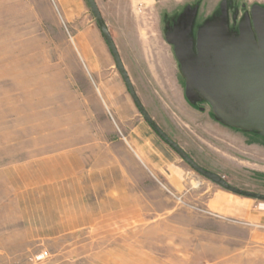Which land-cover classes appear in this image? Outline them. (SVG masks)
<instances>
[{
  "label": "rangeland",
  "instance_id": "1",
  "mask_svg": "<svg viewBox=\"0 0 264 264\" xmlns=\"http://www.w3.org/2000/svg\"><path fill=\"white\" fill-rule=\"evenodd\" d=\"M94 2L157 127L202 170L264 195V128L242 103V76L264 75V0ZM159 146L187 173L181 192L145 156L163 157ZM45 159L51 176L39 167ZM114 166L150 183L151 216L105 231L103 218L88 222L86 191L81 209L50 208L72 167L102 183ZM218 188L145 122L86 0H0V264H34L40 254V264H264L263 225L207 213ZM205 227L214 235L207 261L192 258Z\"/></svg>",
  "mask_w": 264,
  "mask_h": 264
},
{
  "label": "crops",
  "instance_id": "2",
  "mask_svg": "<svg viewBox=\"0 0 264 264\" xmlns=\"http://www.w3.org/2000/svg\"><path fill=\"white\" fill-rule=\"evenodd\" d=\"M68 9V5L65 9ZM63 9V8H62ZM64 9V10H65ZM160 148L162 146H159ZM164 152L163 157L160 154L155 157L151 150L145 151V156L149 163L159 173L165 175L166 183L175 191L181 192L186 187V171L185 169L173 160L171 154L161 148ZM166 156V157H165ZM151 158V159H150ZM65 158H60L59 161H63ZM58 160L55 161V166ZM48 159L40 162V169L46 165L47 175L49 173ZM54 166V165H53ZM61 167V166H60ZM72 167L71 179L72 181L68 184H62L55 186L51 196H48L47 200H53L56 204L50 206L56 209H63L65 206L73 205L76 208L81 209V196L83 192H87V216L88 222L92 224L97 217L104 219V230L112 231L113 227H120V230L126 229L130 220L136 222H142L144 217L152 215L151 204L148 203L145 195V186H150L143 177H127L123 175L121 168L117 166L113 167V172H110V176H104L102 183H97L93 176H89L87 179L74 177L76 174ZM61 169H64L62 166ZM133 171L137 172L138 169L134 166ZM65 170L66 174L59 172L58 174L69 175V171ZM52 172V171H51ZM111 174H114L111 176ZM59 178H63L60 176ZM74 178V179H73ZM31 181H38L39 177L27 178ZM51 179V178H50ZM54 179V178H53ZM57 184V181L56 183ZM204 193V192H202ZM50 197V198H49ZM33 197L29 198L32 201ZM67 202V204H65ZM206 206L208 208V214L211 217L218 219L232 221L235 224L243 226H257L263 225L264 228V202L245 198L242 196L234 195L223 188L215 189L211 192L210 196L206 200ZM78 215V214H76ZM109 227V229H108ZM214 238L213 232L209 233L207 227L200 230V244L201 255H194L192 258L202 260H213L214 257H208V250L213 248L211 242ZM250 242H255V236H251ZM216 252L220 255L215 254V258H219L224 253V249L219 248Z\"/></svg>",
  "mask_w": 264,
  "mask_h": 264
},
{
  "label": "water",
  "instance_id": "3",
  "mask_svg": "<svg viewBox=\"0 0 264 264\" xmlns=\"http://www.w3.org/2000/svg\"><path fill=\"white\" fill-rule=\"evenodd\" d=\"M92 16L96 20L98 29L105 40V43L110 51V54L114 60L115 66L122 77L125 87L131 97L135 107L139 113L143 116L145 122L149 127L155 132V134L172 150L176 153L179 158L184 161L192 170L201 175L202 177L214 182L216 185L220 186L224 190L238 196L245 198L258 200L264 202V195L246 192L228 185L222 178L217 175L208 173L197 166L184 152L179 148L173 141H171L152 121L149 115L146 113L145 109L141 105L139 99L137 98L134 89L130 83V80L123 68V65L118 56L117 50L113 44V41L109 35V32L103 22L101 15L94 0H86ZM242 80L245 83V88L242 94L243 110L246 118L253 122L254 124L264 128V75H262L257 81L252 82L248 77L242 76Z\"/></svg>",
  "mask_w": 264,
  "mask_h": 264
},
{
  "label": "flooded vegetation",
  "instance_id": "4",
  "mask_svg": "<svg viewBox=\"0 0 264 264\" xmlns=\"http://www.w3.org/2000/svg\"><path fill=\"white\" fill-rule=\"evenodd\" d=\"M193 22H194V19H193ZM189 23H190V19L187 21V23H184L182 29H184V30L189 29V28H188ZM195 28H196V27H195ZM195 28L190 29V33H189L190 35H192V34L195 35V30H196ZM198 28L201 29V26L199 25ZM211 56H212V55H211ZM205 72H206V71H205ZM206 73H207V72H206ZM256 194H257V193H256Z\"/></svg>",
  "mask_w": 264,
  "mask_h": 264
},
{
  "label": "built area",
  "instance_id": "5",
  "mask_svg": "<svg viewBox=\"0 0 264 264\" xmlns=\"http://www.w3.org/2000/svg\"><path fill=\"white\" fill-rule=\"evenodd\" d=\"M172 196H174L175 197V195L174 194H171ZM178 199V198H177ZM43 259H44V255L43 254H40V255H38V256H35L33 259H32V262L34 263V264H40L42 261H43Z\"/></svg>",
  "mask_w": 264,
  "mask_h": 264
}]
</instances>
